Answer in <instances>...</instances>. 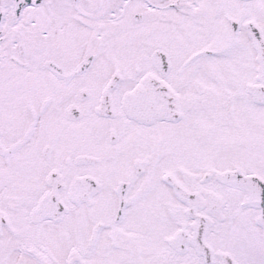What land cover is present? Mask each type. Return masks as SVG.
Masks as SVG:
<instances>
[{"label": "snow or ice", "instance_id": "6c2138e0", "mask_svg": "<svg viewBox=\"0 0 264 264\" xmlns=\"http://www.w3.org/2000/svg\"><path fill=\"white\" fill-rule=\"evenodd\" d=\"M0 264H264V0H0Z\"/></svg>", "mask_w": 264, "mask_h": 264}]
</instances>
